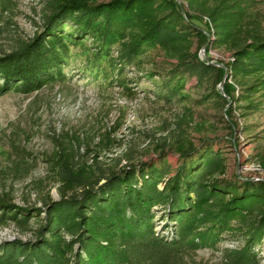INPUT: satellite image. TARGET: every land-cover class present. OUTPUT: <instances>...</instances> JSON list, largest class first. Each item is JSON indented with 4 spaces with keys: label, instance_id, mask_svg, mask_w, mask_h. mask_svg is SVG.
<instances>
[{
    "label": "trees",
    "instance_id": "trees-1",
    "mask_svg": "<svg viewBox=\"0 0 264 264\" xmlns=\"http://www.w3.org/2000/svg\"><path fill=\"white\" fill-rule=\"evenodd\" d=\"M214 1L208 15L216 26L224 24L216 43H231L229 67L239 87L235 96V88L225 83L224 92L244 116L262 115L264 31L242 29L241 0ZM48 10L42 33L0 56V94H30L62 80L71 48L81 47L89 63L106 60L110 68L159 49L175 58L159 87L165 100L186 99L182 91L194 80L196 88L208 91L207 103L221 110L228 104L218 91L224 70L193 50V39L201 47L207 37L185 21L174 0H49ZM114 50L117 58L111 57ZM165 146L147 161L136 160L129 150L121 158L124 164L114 159L115 165L98 168L89 180L75 175L65 158H48L59 183L58 200L48 198L43 207L32 208L0 197V227L13 223L29 235L2 241L0 264H187L226 233L238 236L241 245L224 250L223 264H259L264 182L230 175L225 152L210 140L179 146L174 162Z\"/></svg>",
    "mask_w": 264,
    "mask_h": 264
},
{
    "label": "rangeland",
    "instance_id": "rangeland-1",
    "mask_svg": "<svg viewBox=\"0 0 264 264\" xmlns=\"http://www.w3.org/2000/svg\"><path fill=\"white\" fill-rule=\"evenodd\" d=\"M48 1L0 0V56L42 33ZM87 1L99 4L111 0ZM174 1L185 21L207 37L201 47L193 39L199 59L224 70L218 91L228 101L226 107L221 110L207 103L204 96L208 91L196 88L194 80L182 91L186 99L165 100L159 87L175 58L162 50L147 51L131 65L117 63L110 68L106 60L89 63L81 47L71 48L62 80L30 94H0V197L32 208L43 207L48 198L58 200L59 183L47 161L54 154L70 162L75 175L89 180L97 177L98 168L115 165L113 160L123 158L129 150L136 160L147 161L166 142L165 150L174 162L179 146L188 142L198 145L205 139L225 152L230 175L264 182V114L244 116L224 92L225 83L235 88V96L239 87L229 67L234 60L231 43H216L224 24L216 26L208 15L217 3ZM240 2L245 11L242 29L264 31V0ZM85 43L91 46L89 39ZM111 57L117 58L116 50ZM28 237L13 223L0 227V243ZM240 245L238 236L226 233L214 247L198 250L187 264H223L224 250ZM256 252L259 264H264V244Z\"/></svg>",
    "mask_w": 264,
    "mask_h": 264
},
{
    "label": "water",
    "instance_id": "water-1",
    "mask_svg": "<svg viewBox=\"0 0 264 264\" xmlns=\"http://www.w3.org/2000/svg\"><path fill=\"white\" fill-rule=\"evenodd\" d=\"M222 83H223V82H221V83H220V85H219V86H220V88H222Z\"/></svg>",
    "mask_w": 264,
    "mask_h": 264
}]
</instances>
